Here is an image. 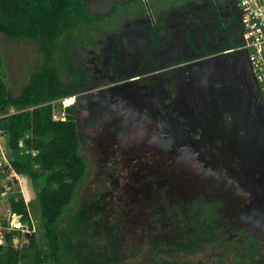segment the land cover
I'll return each instance as SVG.
<instances>
[{
  "label": "rangeland",
  "instance_id": "rangeland-1",
  "mask_svg": "<svg viewBox=\"0 0 264 264\" xmlns=\"http://www.w3.org/2000/svg\"><path fill=\"white\" fill-rule=\"evenodd\" d=\"M83 32L92 35L94 28L87 27ZM0 55L7 88L18 94L30 73L42 63V54L30 41H12L0 35ZM76 55L77 52L75 58ZM66 59L63 56L62 63L69 66ZM81 59L83 62L85 58ZM77 61L73 63L78 68ZM73 74L72 69L64 75V82L71 87L69 97L72 104L86 112L91 102L84 97L76 102L77 95L82 93L74 89L82 83H75ZM106 104L108 111L101 112L98 120L103 124L107 121V126L93 133L82 149L88 173L79 196L94 186L96 177L108 165L113 169V185L105 205L98 208L108 221L107 236L96 242L93 257H98L102 264H264L263 259L255 257L257 261H253L249 255L253 250L250 242L254 240L264 253V206L256 204V194L238 176L235 167L225 160H215L209 147L199 144L197 135L184 133L183 120L172 124L165 114H159L154 103L128 105L117 100ZM4 152L0 158L4 155L8 160L9 152ZM15 193H21L28 204L37 247L46 254L48 246L36 189L27 177L20 183L5 170L0 171V244L3 225L10 217V196ZM202 194L224 200L222 211L229 219L228 231L187 213L176 219L174 206L184 212L185 205ZM77 206L72 205L69 212L76 211ZM156 214L160 216L159 222L153 223L151 217L158 220ZM115 220L121 223L114 224ZM240 231H245L253 241L248 242ZM21 234L12 240L15 248L28 246L29 233ZM70 263L81 264L75 260Z\"/></svg>",
  "mask_w": 264,
  "mask_h": 264
},
{
  "label": "trees",
  "instance_id": "trees-1",
  "mask_svg": "<svg viewBox=\"0 0 264 264\" xmlns=\"http://www.w3.org/2000/svg\"><path fill=\"white\" fill-rule=\"evenodd\" d=\"M101 17L91 14L84 0H0V35L12 41H30L42 54V63L30 73L18 94L7 88L0 55V131L7 139L9 167L27 177L36 189L41 227L48 246L46 254L38 249L28 204L21 193H15L10 196V213L20 216L21 222L29 227V243L27 247L15 248L12 240L22 234L4 223L0 264H71V260L102 264L93 254L96 242L107 236L108 221L98 208L105 205L113 185L112 166L108 165L96 177L94 186L79 196L88 173L82 149L102 123L96 117L90 119L77 104L63 111L61 103L72 95L64 75L73 69L75 83L81 79L71 62L83 30L87 27L95 30ZM63 56L68 57L69 66L62 63ZM62 112L65 120H61ZM76 203V211L70 213ZM224 206L223 199L202 194L185 205L184 212L177 206L173 210L176 219L187 213L227 230L229 219L222 211ZM157 217L158 220L151 217L153 223L159 222L160 216ZM114 222L119 224L121 220ZM240 234L248 242L253 241L245 231ZM250 245L253 261L264 260V255L254 259L261 253L259 242L254 240Z\"/></svg>",
  "mask_w": 264,
  "mask_h": 264
},
{
  "label": "flooded vegetation",
  "instance_id": "flooded-vegetation-1",
  "mask_svg": "<svg viewBox=\"0 0 264 264\" xmlns=\"http://www.w3.org/2000/svg\"><path fill=\"white\" fill-rule=\"evenodd\" d=\"M244 43L236 0H133L116 4L98 20L94 33H84L75 48L77 55L71 66L78 60L79 67L74 68L82 86L74 90L84 93L77 95L76 102L82 97L91 102L85 113L97 119L108 111V102L154 103L172 124L181 120L184 124V117L190 114L181 102L186 87L193 82L196 65L234 55ZM225 84L210 80L202 99L209 101L211 90ZM106 126L107 121L98 131Z\"/></svg>",
  "mask_w": 264,
  "mask_h": 264
},
{
  "label": "water",
  "instance_id": "water-1",
  "mask_svg": "<svg viewBox=\"0 0 264 264\" xmlns=\"http://www.w3.org/2000/svg\"><path fill=\"white\" fill-rule=\"evenodd\" d=\"M129 1L133 0H84L91 14L102 16L116 4ZM193 72L195 77L181 102L190 114L184 117V133L197 135L199 144L208 146L215 160L235 167L256 194V204L264 206V101L247 52L201 61ZM210 80L227 84L210 89V100L204 101L203 89Z\"/></svg>",
  "mask_w": 264,
  "mask_h": 264
},
{
  "label": "built area",
  "instance_id": "built-area-1",
  "mask_svg": "<svg viewBox=\"0 0 264 264\" xmlns=\"http://www.w3.org/2000/svg\"><path fill=\"white\" fill-rule=\"evenodd\" d=\"M236 3L241 12L242 25L245 31V43L238 48V51L247 52V59L264 101V0H236ZM61 103L64 111V108L72 105V98H64ZM61 120H65L63 112L61 113ZM2 136L3 132L0 131V138ZM3 150L6 152L7 149L0 142V154L4 152ZM4 167H7V170ZM3 170L17 182L21 183L24 180L23 176L16 174L9 167L8 160L4 155L3 158H0V171ZM18 217L19 220H17ZM7 224L9 229L20 230L21 233L30 232L29 227L21 222L18 215L10 213Z\"/></svg>",
  "mask_w": 264,
  "mask_h": 264
},
{
  "label": "crops",
  "instance_id": "crops-1",
  "mask_svg": "<svg viewBox=\"0 0 264 264\" xmlns=\"http://www.w3.org/2000/svg\"><path fill=\"white\" fill-rule=\"evenodd\" d=\"M1 141H2V143L4 144V146L6 147V144H7V139H6V137L3 135L1 138ZM263 252H262V249H261V253H259L257 256H256V258L258 259V258H260V257H262L263 255H264V253L262 254Z\"/></svg>",
  "mask_w": 264,
  "mask_h": 264
}]
</instances>
